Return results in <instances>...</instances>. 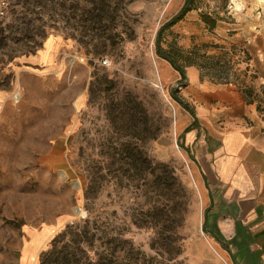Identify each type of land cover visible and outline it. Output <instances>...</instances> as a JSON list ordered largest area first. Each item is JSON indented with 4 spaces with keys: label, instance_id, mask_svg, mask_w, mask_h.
<instances>
[{
    "label": "rangeland",
    "instance_id": "obj_1",
    "mask_svg": "<svg viewBox=\"0 0 264 264\" xmlns=\"http://www.w3.org/2000/svg\"><path fill=\"white\" fill-rule=\"evenodd\" d=\"M18 1L9 0L8 17L0 22L9 39L0 48V264H38L40 253L66 224L86 218L84 192L91 176L99 179V188L89 207L132 244L134 263L166 264L157 251L175 232L181 255L169 264H230L224 245L203 231L200 177L183 140L186 130L178 127L186 113L172 94L193 110L186 100L189 83L157 53V32L184 0H134L127 7L129 20L118 29L125 31L123 38L98 57L53 31L27 55L32 32L21 22ZM251 1L264 0H199V9L163 32L161 48L198 46L216 63L203 71L204 80H227L239 91L247 41L257 43L264 33L261 16L250 33L234 35L233 24L242 17L233 11ZM201 10L222 15L212 32L199 18ZM246 82L256 91L262 86ZM131 101L146 113L138 128L114 116L122 104L129 110ZM151 132L158 137L145 139L143 148L154 164L168 166L178 187L168 194L149 189L142 196L130 186L132 172L116 159L128 155L119 151L121 141ZM153 204L155 211L147 210ZM155 239L156 252L151 248Z\"/></svg>",
    "mask_w": 264,
    "mask_h": 264
},
{
    "label": "trees",
    "instance_id": "obj_2",
    "mask_svg": "<svg viewBox=\"0 0 264 264\" xmlns=\"http://www.w3.org/2000/svg\"><path fill=\"white\" fill-rule=\"evenodd\" d=\"M134 0H19L22 21L32 35L31 46L28 54L35 53L40 49L42 41L46 40L50 32L61 34L65 39L75 40L83 46L85 52L92 56H102L109 47L116 44L123 38L125 31H118L121 23L129 20L127 7ZM199 0H184L177 13L166 21L157 32L156 47L158 55L170 64V66L180 75V79L185 78V69L190 66L196 67L200 72V80H204V70L210 71L215 68L214 56L202 52L196 45L189 50L173 45L170 50L162 49L160 42L162 34L173 25L181 21L187 13L199 9ZM224 3L227 0H222ZM10 10V9H9ZM48 14L47 20L44 16ZM29 16V17H28ZM28 17V18H27ZM199 18L205 28L212 32L219 21L223 20L222 15L217 11H199ZM27 19V20H26ZM49 35V36H48ZM48 36V37H47ZM9 40L0 30V48L5 46V41ZM44 43V42H43ZM206 47V46H205ZM9 56L8 59H12ZM250 57L246 52L245 62ZM249 67L246 66L239 81V91L246 103H255L256 110L261 112L264 108V85L256 91L250 82L255 78L251 73L248 74ZM228 84L227 80L219 82ZM173 98L178 101L190 116L195 117L194 111L184 102L180 101L173 93ZM131 107L125 111L122 105L114 116H121L122 121L129 126L138 128L141 121L146 119V113L140 103L131 101ZM142 118V119H141ZM158 134L148 133L139 139L127 137L119 143V151L127 150V157H122L118 162L121 166H126L131 171L134 180L130 186L134 187L142 196H146L149 189L160 188L161 192L168 194L177 186V180L173 172L165 164H154L150 159L142 143L145 139L155 140ZM129 149V151H128ZM159 168V173L156 172ZM144 171V173H143ZM143 180V184H139ZM99 188V179L89 177L84 192L86 218L66 224L49 242L48 247L43 250L38 258V264H136L133 259V246L127 240L121 238L117 232L106 227L100 217L93 215L90 204L94 199L92 193ZM156 205L153 204L150 211H155ZM141 226V225H139ZM172 237L166 241L163 251H157L166 264L176 260L181 255V248L177 245V235L173 232ZM156 239L151 243V248L156 252ZM141 254L139 250L136 251Z\"/></svg>",
    "mask_w": 264,
    "mask_h": 264
},
{
    "label": "crops",
    "instance_id": "obj_3",
    "mask_svg": "<svg viewBox=\"0 0 264 264\" xmlns=\"http://www.w3.org/2000/svg\"><path fill=\"white\" fill-rule=\"evenodd\" d=\"M233 12L242 17L232 29L240 38L264 16V1ZM247 45L245 66L255 76L252 83L263 86L264 33ZM185 75L195 117L183 109L178 127L186 130L183 140L200 177L206 232L224 245L230 264H264V108L259 112L255 103H246L231 83L200 80L194 66Z\"/></svg>",
    "mask_w": 264,
    "mask_h": 264
},
{
    "label": "built area",
    "instance_id": "obj_4",
    "mask_svg": "<svg viewBox=\"0 0 264 264\" xmlns=\"http://www.w3.org/2000/svg\"><path fill=\"white\" fill-rule=\"evenodd\" d=\"M10 9L9 0H0V22L8 17ZM102 64H107L106 60L102 61Z\"/></svg>",
    "mask_w": 264,
    "mask_h": 264
},
{
    "label": "water",
    "instance_id": "obj_5",
    "mask_svg": "<svg viewBox=\"0 0 264 264\" xmlns=\"http://www.w3.org/2000/svg\"><path fill=\"white\" fill-rule=\"evenodd\" d=\"M74 213H75V215H79L80 209L79 208H75ZM206 230H207L206 227H203V231L205 232Z\"/></svg>",
    "mask_w": 264,
    "mask_h": 264
},
{
    "label": "bare ground",
    "instance_id": "obj_6",
    "mask_svg": "<svg viewBox=\"0 0 264 264\" xmlns=\"http://www.w3.org/2000/svg\"><path fill=\"white\" fill-rule=\"evenodd\" d=\"M3 152V151H2Z\"/></svg>",
    "mask_w": 264,
    "mask_h": 264
}]
</instances>
